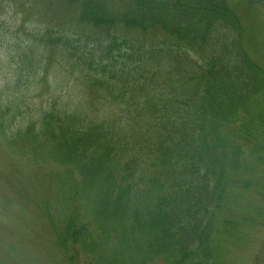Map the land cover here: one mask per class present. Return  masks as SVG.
<instances>
[{"label": "trees", "instance_id": "1", "mask_svg": "<svg viewBox=\"0 0 264 264\" xmlns=\"http://www.w3.org/2000/svg\"><path fill=\"white\" fill-rule=\"evenodd\" d=\"M62 1L81 24L68 35L24 40L16 31L10 45L0 30L15 68L0 88V146L76 171L77 205L62 241L79 242L96 263L164 256L201 264L230 176L244 167L243 148L222 127L244 120L238 112L264 93V68L245 50L237 14L210 0H135L118 11L99 0ZM56 57L97 95L95 116L64 105L69 92L46 104L24 97L26 80L44 78ZM250 135L239 127L242 141Z\"/></svg>", "mask_w": 264, "mask_h": 264}, {"label": "rangeland", "instance_id": "2", "mask_svg": "<svg viewBox=\"0 0 264 264\" xmlns=\"http://www.w3.org/2000/svg\"><path fill=\"white\" fill-rule=\"evenodd\" d=\"M99 1L118 11L128 9L135 0ZM217 1L224 2L237 14L244 48L264 68V0H210V3ZM74 10L62 0H0V30L10 35L7 37L10 45L16 31L24 40L28 33L63 31L68 35V28L79 29L81 25ZM104 30L96 31L95 36L102 37ZM149 35L158 37L160 33L150 31ZM3 47L0 46V88L15 71L14 67H7ZM56 60L37 83L33 77L26 80L30 89L24 97L28 95L29 102L46 104L50 96L69 92L72 102L64 105L72 111L76 107L95 116L97 95L84 88L81 80L74 81L63 60L60 63L59 57ZM18 97L19 94L15 99ZM248 102V109L238 112L244 120L239 118L238 122L222 127L224 136L243 148L244 167L230 176L225 208L212 232L210 257L201 264H264V139H261L264 93ZM239 127L252 133L245 139L247 142L239 137ZM77 182L78 175L72 168L50 162L34 164L29 155L17 156L0 146V264H98L79 242L62 241L65 216L77 205L73 197ZM177 261L158 256L148 264H177ZM192 262L186 260L183 264Z\"/></svg>", "mask_w": 264, "mask_h": 264}]
</instances>
